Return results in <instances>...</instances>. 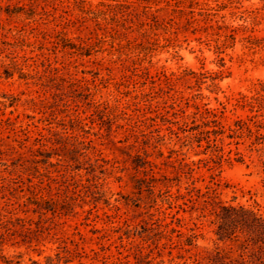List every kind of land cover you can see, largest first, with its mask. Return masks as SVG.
<instances>
[{
    "label": "rangeland",
    "instance_id": "1",
    "mask_svg": "<svg viewBox=\"0 0 264 264\" xmlns=\"http://www.w3.org/2000/svg\"><path fill=\"white\" fill-rule=\"evenodd\" d=\"M261 82L264 0H0V264L237 257L208 201L264 215Z\"/></svg>",
    "mask_w": 264,
    "mask_h": 264
},
{
    "label": "trees",
    "instance_id": "2",
    "mask_svg": "<svg viewBox=\"0 0 264 264\" xmlns=\"http://www.w3.org/2000/svg\"><path fill=\"white\" fill-rule=\"evenodd\" d=\"M6 73L9 75L8 72ZM212 79L214 80L215 78L213 77ZM260 84L261 89L258 90L256 96L248 102L251 106H253L255 101L262 104L264 103V82ZM206 113L213 114L215 117L217 116V114L211 110H206ZM254 117L250 119L254 128L251 123L240 119L236 121L237 128L234 131L238 137H242V132L246 129L247 136L250 138L254 137L252 144L257 145L264 142V133L261 131V129H264V121L256 120ZM214 123L220 124L217 123L216 120H214ZM210 132L217 135L219 130L213 129ZM236 143L239 144V141ZM257 150H262V148ZM46 157L49 158L50 154H47ZM262 163L264 165L263 159ZM262 180L264 186V177ZM208 203L212 206L210 210L211 215H213L212 223L216 225L215 233L219 239L236 242L241 252L236 257L228 254L223 249H220V247H216L211 251H207L205 254H196V263L264 264V215L252 207L216 201L214 198H211ZM177 232H179L180 237H184V240L180 241L182 248L186 251H190V248L186 246H192L197 239L198 233L196 229L191 228V233L189 234L180 232V230H177Z\"/></svg>",
    "mask_w": 264,
    "mask_h": 264
}]
</instances>
